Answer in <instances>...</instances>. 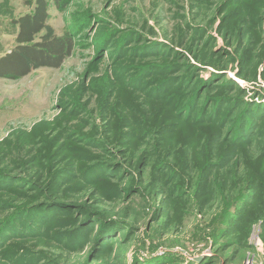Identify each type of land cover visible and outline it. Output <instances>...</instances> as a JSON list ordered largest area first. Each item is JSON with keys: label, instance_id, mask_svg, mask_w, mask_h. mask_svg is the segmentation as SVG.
<instances>
[{"label": "rangeland", "instance_id": "374dc122", "mask_svg": "<svg viewBox=\"0 0 264 264\" xmlns=\"http://www.w3.org/2000/svg\"><path fill=\"white\" fill-rule=\"evenodd\" d=\"M49 12L72 57L0 78V264H264V0Z\"/></svg>", "mask_w": 264, "mask_h": 264}, {"label": "trees", "instance_id": "16d2710c", "mask_svg": "<svg viewBox=\"0 0 264 264\" xmlns=\"http://www.w3.org/2000/svg\"><path fill=\"white\" fill-rule=\"evenodd\" d=\"M73 0H24L31 11L17 20L16 47L0 57V78L22 79L34 70L43 68L61 69L72 57L77 43L71 33L57 36L49 32L51 3L60 10ZM48 30L44 36L43 32ZM104 234V233H103Z\"/></svg>", "mask_w": 264, "mask_h": 264}]
</instances>
